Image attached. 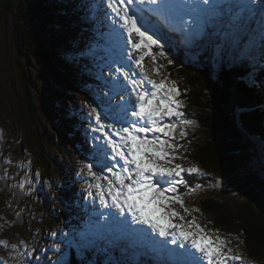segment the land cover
I'll list each match as a JSON object with an SVG mask.
<instances>
[{
  "label": "rangeland",
  "instance_id": "rangeland-1",
  "mask_svg": "<svg viewBox=\"0 0 264 264\" xmlns=\"http://www.w3.org/2000/svg\"><path fill=\"white\" fill-rule=\"evenodd\" d=\"M49 1L52 4H54L57 8L55 20L59 21L60 23L68 22L70 24V28L72 29H71V32L69 33V36L71 37L78 36L79 44H81L82 46L83 53L84 54H88L92 52L96 53V55L91 56L92 61L95 62V60H97L96 62H99V60H101L102 63H100L99 65H101L102 68H104L106 64L109 66L111 59L109 58L107 61L105 57L106 51L103 52L100 48V45H106V44L103 43V41L101 40L102 38H100V36H98L96 32L93 30V23L88 15L86 1L85 0L82 1V3L79 6H76L73 4L75 0H49ZM98 1H101V0H98ZM23 2L31 5V2L29 0H23ZM242 2L243 0H240V4H242ZM251 3L253 5H260V0H251ZM148 9H149V6L147 5H143V6L137 5V9L135 11L137 12V15L139 16V13L141 11L148 10ZM261 13L262 14H258L255 11H253L251 8H248V10L245 12V14H248V15L255 16L256 14H258L259 16H262V20H260V23H263L264 22V11H261ZM34 16H35V13H34ZM16 20L18 21V19H15L12 15L3 12L1 10V4H0V156H1L0 159L2 163L4 164V165H1V162H0V169L2 168V170H4L3 174L1 173V170H0V178H3V176H6L8 180V186L9 187L12 186L11 187L12 189L10 192L9 188L3 189V186L0 183V199L2 198L3 203H4L2 206L3 209H0V264H42V262L44 263V261H49V258H52V256L55 258L57 257L55 253L58 249L56 235H59L60 233H62L63 236L67 238L68 240H70L71 242H73L72 239H76L66 234V232H69V230L72 229V227L75 228L76 224L68 221L67 216L69 214L67 211L64 210L65 206L62 203L61 197L58 200L53 199V198H48V197L45 198L44 203L47 207L48 213L46 212L44 214H41L40 211L36 209V208H42V209L44 208L43 205L40 204L39 202H36V204H33V205H36V208L27 205V204L31 205L32 203H35L34 190L36 188H37V191L40 192L43 189L40 185H43L46 183L49 187L52 186L54 177L53 175L51 176L50 168L51 169L54 168L56 170V173L59 171V166H60L59 156L61 155V142L62 141L57 137L58 131L53 125V123L46 118V116L41 112L39 106L37 105V104H43L41 102V99L43 98L42 93H37L40 99L39 101L40 103H39L36 100L37 94L34 95L36 90L31 89L32 83H30L31 85H28L29 88L27 89L25 86L21 87L23 76L21 75V69L19 68V65L15 61L17 57V53L15 51V46L13 42L14 40L13 37L18 36L17 32L14 31V29L17 27V24H18ZM51 20L53 19L51 18ZM148 21L150 23H153L154 27L160 25V19L158 18L156 20H153L154 22L151 21V18H149ZM241 21L247 22V23L251 22V20H246V21L241 20ZM108 22L110 26L114 25L117 28V32H119V27L117 26L118 25L117 22L111 19L108 20ZM230 24L231 23L220 22L217 24V26H224V25H230ZM255 26L257 25L253 24V27ZM196 27H191L193 29V32L192 33L188 32L185 36L182 34L183 31L179 30L177 32V36L175 37L179 38L181 36H184L189 41L188 45L192 46V48L195 51L197 50L199 52L201 51L203 52V49L209 46L211 43L217 42L219 45L218 53H221L219 57H224V51H228L229 49H232V48H237L239 45L243 44V41L240 38L241 34L235 32L233 28L231 27H227V26L224 27V29L227 30V31H224V30H221L219 27L209 29V27L207 26V32L199 30ZM55 28L57 30L60 27H55ZM260 28H261L262 33H264V24L262 25L260 24ZM258 29H259V25L257 27V30ZM119 35L120 36H117L116 34L109 35L110 37L114 36L115 39H118L117 41L112 40L113 43L117 42V44L114 43L115 46L113 48H112V43H110L109 49L111 51H113L114 48H116L117 51H119L120 48L125 49V43L123 40L124 35L123 34H119ZM251 36H255V39H253V41L251 42L252 53H250V57L253 59V64L255 66V63L258 61V59H256L255 57V49H258L259 47V46H256V40H257V36H260V35L257 31L254 30L251 33ZM134 38L139 39V37H136L135 34H134ZM210 38H214V39H210ZM220 38H221V44H223L222 47H221V44L219 43ZM243 39H244L243 48L246 51V46H247L248 41L245 39V37H243ZM101 41H102V44H101ZM68 42L70 43L69 51L64 52L62 49H60L61 54L68 58L70 57V53H73L75 56H73L72 62L66 61L64 59L71 66L70 72L64 74L62 70L57 69L60 72V75L62 77L57 76L59 79H56V81H58L60 84L67 85L65 86L67 96L74 89V86H77V87H76L75 96H73L71 100H66L67 105L64 108L65 113H62L63 116L60 118L58 125H60L61 128L62 127L65 128V126L68 124L69 130L73 127L77 131L78 126L81 124V121H82L81 119H79L80 117L84 116L86 120L87 118L88 119L92 117L94 118V116H91L90 109L88 107L87 108L85 107V102L87 98L89 97L88 89L90 87V84L87 85V88L84 87L83 91L81 92L79 91V88L85 85L83 82L80 83L81 77L83 75H85L86 77L87 75L88 79L90 80L89 75L85 74L86 65H81V69L79 68L78 66L79 64H77L79 62L76 58V53L75 51H73L75 46L73 44L72 39H69ZM262 43L264 45V39H262ZM190 55H192V52L190 53ZM131 56H132V53H131ZM226 56L228 57L226 59H230L232 63H235L237 60V58L235 57L232 58L230 56V53L226 54ZM112 58L115 62H119V59L117 56H112ZM207 58L208 60H210L209 55ZM251 58H249L250 62H252ZM31 59L36 61L33 55L31 56ZM221 62H226V60L222 59ZM36 63L38 64L37 61ZM254 66L249 67L247 71L248 72V76L246 75L247 82H250L252 80V77H254ZM91 67L93 70L92 79L95 82L96 68H95V64L92 62H91ZM218 67H220V65ZM71 70L75 71L74 77L72 76L73 74ZM133 70H135L134 67H133ZM259 70H260V65L258 66L256 73H258ZM116 72L118 71L115 68V73ZM128 75L132 78V73H128ZM32 76H33V79H35L36 88L38 89L42 88L44 81L42 79H38L35 76V74H32ZM62 78L64 80H62ZM94 82L91 83V86H92L91 90L94 88ZM116 83L118 84V80H116ZM262 83L264 82L260 80L258 81V89L262 90V95L264 98V89H262L261 87ZM118 88L121 91L122 95L125 97L124 102L127 106L128 98L125 95L124 89L121 86H119ZM253 88L256 91L255 86ZM216 99H220V98H213L211 100V103L216 105ZM248 102L250 101L248 100ZM203 103L205 104L207 103V106L209 108L210 101L208 102V98H204ZM58 104H59L58 106H60L61 104L60 100L58 101ZM73 104H77L76 106L78 107L79 110L77 109V107L73 106ZM190 107H192V103H190ZM208 108H206V110H208ZM68 112H69V115H67ZM52 119L54 118L52 117ZM172 122L176 123L174 121ZM255 123H257V121ZM26 125H28V127ZM199 127L202 133H204L205 130L208 129V128H204L201 124ZM149 135L151 136V134ZM157 135H160V134H157ZM89 137L90 139L93 140L90 134H89ZM259 139L262 142V138L260 137ZM178 141H179V144H182L181 139H179ZM56 143H57V149H53V146L56 145ZM260 150L264 156V145L260 146ZM45 151L46 152L48 151L53 156L51 162H48L43 156H41L42 152L46 153ZM62 152L66 153V151L64 150ZM37 156H39V158H37ZM254 156L256 155H253V157ZM180 159L187 160V158L183 156H181ZM253 159L256 161V158H253ZM46 161L49 163V166L46 164ZM196 177L197 175L191 178H196ZM44 180H45V183L43 182ZM187 186L188 187L186 189H190V183ZM14 187H16L17 190L20 191V193L23 192L24 195H27L28 197L33 198V200H30L29 198L26 197V200H27L26 202H24L23 198L19 202V197H22V196L19 195L18 192H16ZM202 194L204 195V198H205L206 194L204 192ZM80 195L87 196V194L83 190L80 193H78V195L76 196V200L80 199ZM185 196H186V199L189 205L192 206L193 209H196L197 207L200 206L196 203H191V198L188 196V193H185ZM93 197H94V194L92 198ZM14 199L15 201H13ZM82 200L83 199H81V201ZM81 201L76 207L77 211L76 210L74 211V217H75V214L79 216L86 215V207L88 204H85L83 206L81 204ZM243 201L245 202L244 198H243ZM93 204L94 202L91 201L90 205L92 206ZM168 207L175 209L181 215L185 216V214L181 211L183 210L182 208L180 207L177 208V207H174L173 205L168 206ZM95 208H96L95 215H97L98 213H104V214L111 213L115 218L118 219V221H120L123 224V227L128 229L126 233L122 234L126 240H131L134 238L133 233H136L135 230L138 227L137 225H135V222H133V219L130 214L126 213L123 216H121L119 215L117 209H111L106 212L102 210L100 205H99V208H98V205H95ZM21 209H26V210L22 211ZM62 210L65 212L64 217L61 216V213H58L57 217L53 216L55 215V213L53 214V212L57 213V211L61 212ZM167 211L168 210H166V212ZM27 212H29L34 218L37 219L36 224L39 230L33 227L34 226L33 223L29 225L27 216H25V213ZM162 214L163 213H158V216ZM19 215L25 219L23 225H15L14 223V221L19 217ZM41 216H44L46 219H44ZM193 217H195L197 223H199L202 227L205 228V232L207 235L214 237V232L211 231V229H209L208 227L209 225H207V223H205L202 218L199 219V216L196 214V212L191 211L189 216H185V220L186 221L191 220ZM257 217H260V220L262 221L263 214H260ZM125 218H128L133 223L130 224V221L125 220ZM174 218L179 219L178 217H174ZM48 220L50 222H53L54 226L57 227L58 229L57 233L55 232L54 227L50 225L49 223H47ZM101 220H102V215H100L99 217V221ZM106 221H107V217H106ZM106 221L104 222V225L106 224ZM123 221H126V222H123ZM181 223H184V221H181ZM95 230H96L95 228H90L88 226L86 228V231H88L87 232L88 236H87L81 228H78V233H79L78 239L80 240V243H83L85 238L88 239L89 242H91V239H90L91 237H89V235L91 234L92 236H94L93 231L95 232ZM70 233H73V231H70ZM139 233L141 232L138 229L137 234ZM97 235H100V233L98 232ZM106 236L107 238H110L107 234L105 235V237ZM145 236H150L149 231L146 227L143 231V237ZM95 240H98V239H94L92 241H95ZM136 243L138 244L139 242L137 241ZM151 244L157 245L156 242L148 241L144 243V247L152 246ZM232 245L234 247L237 245L233 238H231V242L228 245V247H231ZM234 247L232 249H234ZM154 248H155L154 253L150 251L149 252L152 256L156 257L158 249H157V246ZM143 249L144 248H141L139 249V251H142ZM183 251H186V250L183 249ZM187 251L191 252L190 249H188ZM36 252L38 253L37 255H36ZM170 253H171V256L173 257L174 253L173 252H170ZM78 254L81 255L79 251H78ZM137 254H139V252H137ZM162 257L167 258L166 254H164V256ZM175 258H177L176 255H175ZM68 259L67 258L64 259L63 263L61 264H66L65 261H67ZM182 259L183 261H186V256H184V258ZM48 264L50 263L48 262Z\"/></svg>",
  "mask_w": 264,
  "mask_h": 264
},
{
  "label": "trees",
  "instance_id": "trees-1",
  "mask_svg": "<svg viewBox=\"0 0 264 264\" xmlns=\"http://www.w3.org/2000/svg\"><path fill=\"white\" fill-rule=\"evenodd\" d=\"M29 1L31 2V5L24 3L23 0H0L1 10L12 15L15 19H18V21L16 20L18 22L17 27L14 29L18 36L13 37V42L15 51L17 53L15 61L19 65V68L21 69V75L23 76L21 87L25 86L27 89L29 88L28 85H31L30 83H32L31 89L36 90L34 95L37 93H42L43 98L41 99V102L43 104L37 105L46 118L53 123L58 131V138L60 139L61 135L63 136L67 134V131H69V125L67 124L65 128H61V126L58 125L60 118L63 116L62 113H65L64 108L67 105L65 98V86L67 85L60 84L58 81H56V79H59L58 77H62L57 69L62 70L64 74L70 72L71 66L66 61L72 62L73 56L75 55L70 53V57L68 58L61 54L60 49H62L64 52L69 51L70 43L68 41L69 39H73V37L69 36L72 28H70V24L68 22L60 23L59 21L55 20L57 8L49 0ZM77 1L78 0H75L74 2L79 3ZM51 18L53 20H51ZM55 27L60 28L56 30ZM103 41L110 43V40L104 39ZM219 43L221 44V38ZM211 44L216 46L215 51L218 53V43L216 42ZM222 46L223 44H221V47ZM105 47L106 45H102V47H100L103 52L106 49ZM113 47L114 44H112V48ZM177 47L178 46H176L174 42L168 44V53H172L170 56L176 62H178L176 63L177 65L173 66L174 74L185 77L183 78L184 93L182 92V94L184 98L187 97L189 102L192 103L194 115L200 120V124L204 128H208L201 135L199 140L191 142L185 148L186 151H181V154L189 158L198 159L200 162H202L205 168L212 172L211 176L215 179V181L220 184V186L223 184V186L226 188L225 183L227 180L223 175L222 166L219 161L214 140L210 136V130H213V127L220 128L218 123H222L224 121V114L219 111L217 106L211 103V100L216 94V86L213 85L214 80L211 77V74H215V70L212 67H208L207 62H191L192 58L194 59L197 55L202 53V51H195L192 46L188 44L183 47H178V49ZM243 47L244 45L241 44L237 48L224 51L226 65L229 66L231 72L224 68L223 63H219L217 68L220 71V75H217L218 79L216 82H219L225 90L224 95L227 100L228 92L233 97L230 120L236 127H234L232 124H228V128L230 129V140H226L225 143L226 145L229 144L232 148L235 147L236 153L241 157V162L239 161L240 163H236V167L239 168V173L233 175V179L237 182L239 187L245 188V195H242V193L239 195V192L237 193L235 183H227V187L230 189V192L227 191V189H224L223 186L218 187L212 194H210V197L206 196L204 198L202 204L199 207V211L192 210V212H196V214L199 216V219L202 218L204 222L207 223V225H209L208 221L211 216L213 219H215L219 226L223 227L225 230H227V232H229V234L232 236L231 238L235 240L236 244L239 237L243 236L246 247L252 253V255L255 257H260V259L264 261V206L260 204L261 208H255V204H251L246 199L249 198L251 201H255L257 200V195H259L261 197V201L264 203V180L263 183H260V175L264 178V156L260 150V146L262 145L260 143L262 142L259 139L261 137L262 141L264 140V123L261 121V110L263 107L255 106L260 105L263 101L262 91L258 89V81L264 80V77L256 73V70L259 66L257 61L255 63L256 67L254 66V77H252L250 82L246 81V75L248 76L247 71L249 67H252V62L249 61L247 53ZM205 49H208V46L205 47L203 51ZM190 51L192 52V55H190ZM248 52L249 54L251 53L249 49ZM228 53H230L232 58H237L235 63H232L230 59H226L228 58L226 56ZM32 55L35 57L38 64L36 61L31 59ZM79 56H81V58L77 64H79L78 66L81 69V65H85V63L83 54H79ZM219 65L220 67H218ZM261 71L264 74V70L262 69ZM71 72L73 74L72 76L74 77L75 71L71 70ZM32 74H35L38 79H42L44 81L42 88H36L35 79H33ZM62 80L64 79L62 78ZM235 80L237 81V84L234 82ZM55 82H57L59 85ZM83 83L85 85L90 84V80L88 79L87 75L86 77L85 75L83 76ZM85 85L79 88L80 92L83 91L84 87H86ZM254 86L256 91L253 88ZM76 87L77 86H74V93L76 92ZM36 98L37 102H39L40 99L38 94ZM204 98H208V102L210 101L209 108L207 103H203ZM59 100L61 103L60 106H58ZM248 100L250 102H248ZM95 102L96 101L94 97L89 92V98L86 100L85 107L87 108L88 104L96 107ZM76 105L77 104H73V106L77 107ZM241 106L250 109L255 106L252 109V114L245 116L242 122L243 127H241V121H239L237 118V109ZM206 108H208V110H206ZM69 112L67 115H69ZM52 117L54 119H52ZM79 119L85 121L84 116L80 117ZM256 121L258 124L255 123ZM26 126L28 127V125ZM70 131L72 132V130ZM196 131L199 132V128H196ZM234 131L241 132L243 137L241 138L239 134H236ZM84 138H86V133L82 134L80 139ZM245 139L248 140V145L249 140H251L252 146L250 147L252 148L254 155H256L254 157L250 156V162L254 164L256 163L257 168L259 169V172H255V180L252 178V176V179H248L243 173L246 170L247 172H250L251 170L248 167L249 163L245 161L242 155V151L245 149L243 146V142L246 143ZM53 149H57V146L54 145ZM64 151L68 152L67 149ZM259 154L260 156H258ZM41 156H43L48 162H51L53 158V156L48 151L46 153L42 152ZM37 157L39 158V156ZM253 158H256V161ZM47 161L46 164L49 166ZM61 166L62 165L60 164V167ZM251 168H253V166H251ZM58 175L61 176L60 170L58 171ZM229 180H231V176H229ZM216 182L214 183L216 184ZM45 189L48 191V188ZM243 198L245 202L243 201ZM61 200L65 206L64 210L67 211L68 214L74 213L78 203L76 201V197L72 199L61 196ZM3 204V199L1 198L0 206H3ZM42 205L44 208L41 209L44 211V213H48L46 205ZM54 213L55 215L53 216L57 217V214L61 212L57 211V213L53 212V214ZM260 214H263L262 221L260 220V217H257ZM47 223L52 226L54 225L53 222H50L49 220ZM208 227L212 230L210 225ZM73 228L74 227H72V229ZM74 234L79 235L78 232ZM91 242L97 243L98 240H91ZM86 243L88 244L90 242L88 241ZM142 253L143 255H138L144 260L142 261L141 259H135V261H142L141 264H146L145 259H149L153 261L154 264H161L160 262L155 261V257H153L151 254H145L144 252ZM72 260L74 261L72 264H94L91 260H86L82 255H79L78 251L74 253ZM111 260L113 264H123L120 261V258L115 259L111 256ZM112 262L109 264H112ZM65 263L67 264V261H65Z\"/></svg>",
  "mask_w": 264,
  "mask_h": 264
},
{
  "label": "snow or ice",
  "instance_id": "snow-or-ice-1",
  "mask_svg": "<svg viewBox=\"0 0 264 264\" xmlns=\"http://www.w3.org/2000/svg\"><path fill=\"white\" fill-rule=\"evenodd\" d=\"M106 4L126 33V44L130 46L126 51L139 69L141 80L132 79L127 72L123 73L125 81L131 85L127 106L122 108L123 116L120 120L122 125L127 126L115 128V125H111L114 128L112 134L104 130L105 124L97 108L87 105L90 115L94 116L95 123L99 126L96 130L102 132L106 148L105 159H108L107 150H110L111 159L117 161L116 164L105 166L110 175L98 174L94 171V164H85L90 177L107 181V195L111 198V204L105 199V185H95L99 190L101 205L117 209L121 216L130 214L133 222L148 226L162 238L163 243L170 242L186 250L180 255L190 257L187 264H248L241 255L233 254V249L228 247L229 240L219 235H207L205 228L196 222L195 217L186 221L185 216L168 207L170 203L176 202L184 208L185 213L189 212L184 207L182 197L176 193L178 186L185 183L182 173H198L199 169H185L180 164H174L178 150L183 148L182 144L174 142L177 124L171 122L173 117L183 116L180 111L183 106L179 99L180 90L176 81H170L171 86H168L167 78L159 82L148 78L142 62L151 53L153 46L159 48V55L163 56L164 45L159 39L153 38L154 34L149 35L132 8L133 4L147 5L148 10L165 23L177 22L186 28L193 25L203 28L210 16L216 15L220 10V4L217 0H190V3L185 0H106ZM134 33L139 37L138 40L134 38ZM142 47L148 51L131 56V53ZM152 58L155 62L156 55L152 54ZM172 63L169 59L168 64ZM261 87L264 89V83ZM252 111L247 107H238L237 118L241 121V127L245 116L252 114ZM261 121L264 123V108L261 110ZM179 135L183 139L187 133L181 130ZM199 187L201 185H196V188ZM194 191L195 189H190L189 194ZM87 195L92 197L93 193L87 191ZM165 207H168L167 212H164ZM157 213L163 214L157 216ZM174 217L184 223H173ZM177 264H184V261L178 260Z\"/></svg>",
  "mask_w": 264,
  "mask_h": 264
},
{
  "label": "water",
  "instance_id": "water-1",
  "mask_svg": "<svg viewBox=\"0 0 264 264\" xmlns=\"http://www.w3.org/2000/svg\"><path fill=\"white\" fill-rule=\"evenodd\" d=\"M214 86H216V94L214 95V98H220L216 99V105L219 108V111H221L224 114V121L222 123H218L220 128H214L213 130H210V136L213 138L216 150L219 156V161L222 166V171L225 179L227 180L225 185L227 191L230 192V189L227 187L228 184L235 183L236 184V189L237 193L240 195H245V188L239 187L237 182L233 179V175L239 173V168L236 167V163L241 159L240 155L236 153L235 147H231L229 144L226 145V140H230V129L228 128V124H232L234 127V123L230 120V115L232 111V105H233V99L230 97L228 94V100L225 98V90L223 87L220 85L219 82L214 81L213 83ZM220 100V101H219ZM238 130V129H237ZM236 134L238 133L239 136L242 138L243 134L239 131H234ZM197 137V136H196ZM194 137V141L199 140L200 138ZM246 141V140H245ZM231 142V141H230ZM183 148L179 149V151L185 152V147H187L186 144L182 142ZM246 145V147H245ZM243 146L245 149L242 151V155L247 163H249L250 172L252 178L255 180V172L258 171L259 169L257 168V164L251 163L250 162V156H253L252 148L245 142H243ZM249 146V147H248ZM253 166V168H251ZM259 172V171H258ZM260 175V174H259ZM229 176H231V180H229ZM251 178V179H252ZM228 183V184H227ZM260 183H263L262 176L260 175ZM6 181L3 182V186L6 185ZM246 198V197H245ZM251 204H255V208H261L260 204L264 206L263 201H261V197L257 195V200L251 201L249 198H246ZM263 199V198H262ZM247 202V201H246ZM249 204V205H251ZM0 209H3L2 206H0ZM259 245V244H256Z\"/></svg>",
  "mask_w": 264,
  "mask_h": 264
},
{
  "label": "bare ground",
  "instance_id": "bare-ground-1",
  "mask_svg": "<svg viewBox=\"0 0 264 264\" xmlns=\"http://www.w3.org/2000/svg\"><path fill=\"white\" fill-rule=\"evenodd\" d=\"M89 15V14H88ZM255 17L256 18H260V20H262V16H259L258 14H256L255 15ZM224 27H226V26H224ZM224 27H219L221 30H224V31H227L226 29H224ZM105 38L104 39H106V40H110V43H112V44H114L113 42H112V38L106 33V36H104ZM210 39H214V38H210ZM109 43V42H108ZM175 44V43H174ZM114 46H115V44H114ZM175 53V52H174ZM170 54H172V53H170ZM193 59V58H192ZM68 67V66H67ZM244 88V87H243ZM249 93V92H248ZM123 98H125L124 96H123ZM90 138V137H89ZM92 140V139H91ZM93 142H94V140H92ZM249 146H252V143H251V140H249ZM99 153V155H101V156H105V152H103V151H99L98 152ZM109 156V155H108ZM0 158H1V156H0ZM0 161H1V159H0ZM240 161V160H239ZM238 161V162H239ZM241 162V161H240ZM239 162V163H240ZM1 173L3 174L4 173V170H2L1 169ZM244 174H245V176L248 178V179H251V172H247V170L246 171H244L243 172ZM245 177V178H246ZM4 181H6V185H4L3 186V182ZM0 183L2 184V186H3V189H5V188H9V191L11 192V187L12 186H8V180H7V178H6V176H3V178H0ZM14 189L16 190V192H18V194L19 195H21V194H23L24 195V193L22 192V193H20V191L19 190H17V188L16 187H14ZM81 199H83L82 201H81ZM99 199V195H94V197L92 198V197H90V200L89 201H87V196H84V195H82V198H81V195H80V199L79 200H76L78 203H77V205L80 203V201H81V204L84 206L85 204H88L87 205V207H86V213H87V209H88V207L89 206H91L90 204H91V201L92 202H94V201H96V200H98ZM77 211V210H76ZM75 217H78V228H81L82 230H83V232L87 235V232L88 231H86V228L89 226L86 222H84L83 223V217L84 216H79V215H77V214H75ZM24 218H22L20 215H19V217L14 221V223H15V225H23L24 224ZM75 224V223H74ZM86 225V226H85ZM90 228H93V227H91V226H89ZM94 232V231H93ZM89 233H90V231H89ZM88 236V235H87ZM89 237H91L90 239L91 240H94L95 239V237L94 236H92L91 234L89 235ZM99 241V240H98ZM152 245V244H151ZM153 247H156L157 245L156 244H153L152 245ZM38 252V251H37ZM36 252V255L38 254ZM137 252H139V254L140 255H143V253L142 252H144L145 254H150V252L149 251H145L144 249L142 250V252L141 251H137ZM165 254H166V259H167V261L169 262V260L168 259H170V256H171V253L169 252V250H168V248H165ZM38 257V256H37ZM154 257V256H153ZM172 257V256H171ZM42 258V257H41ZM163 258V257H162ZM174 258V259H173ZM43 259V258H42ZM183 261V259L181 258V259H178V258H175V255L173 254V257H172V261L174 262L175 261V263H176V261ZM189 260V257H186V261H184V264H187V261Z\"/></svg>",
  "mask_w": 264,
  "mask_h": 264
},
{
  "label": "flooded vegetation",
  "instance_id": "flooded-vegetation-1",
  "mask_svg": "<svg viewBox=\"0 0 264 264\" xmlns=\"http://www.w3.org/2000/svg\"><path fill=\"white\" fill-rule=\"evenodd\" d=\"M14 182V181H13Z\"/></svg>",
  "mask_w": 264,
  "mask_h": 264
}]
</instances>
